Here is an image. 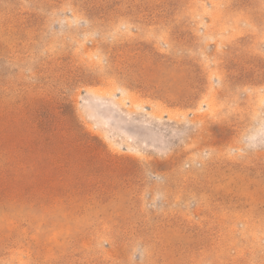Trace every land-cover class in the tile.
I'll list each match as a JSON object with an SVG mask.
<instances>
[{
    "label": "rangeland",
    "instance_id": "374dc122",
    "mask_svg": "<svg viewBox=\"0 0 264 264\" xmlns=\"http://www.w3.org/2000/svg\"><path fill=\"white\" fill-rule=\"evenodd\" d=\"M0 264H264V0H0Z\"/></svg>",
    "mask_w": 264,
    "mask_h": 264
}]
</instances>
